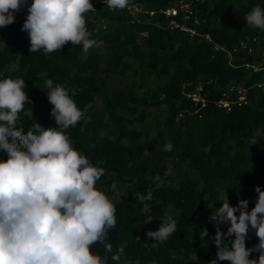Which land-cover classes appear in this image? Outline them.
<instances>
[{
    "label": "trees",
    "instance_id": "obj_1",
    "mask_svg": "<svg viewBox=\"0 0 264 264\" xmlns=\"http://www.w3.org/2000/svg\"><path fill=\"white\" fill-rule=\"evenodd\" d=\"M27 2L31 4L32 0ZM138 2L156 10L171 6L174 0H128V3ZM255 6L264 8V0H203L200 9L207 23L202 29L227 46L246 35L264 38V30L243 20ZM99 13L107 20L105 29L91 22V16L86 14L89 39L97 42L86 54L82 45L70 43L48 56L43 50L31 53L29 35L22 30L28 14L16 11L14 23L0 27V43H4L0 48V79H23L30 100L20 113L17 126H22L25 132L36 122L45 128L55 127L46 81L52 79L54 85H63L84 113L65 133L76 150L105 170L96 186L111 194L113 184L116 187L129 184L125 197L115 203L117 223L107 236L112 251L106 252L100 243L94 244L91 250L107 256L108 264H152L153 261L208 264L217 253L216 227L209 220L212 213L209 207L218 201L220 191L225 192L231 206H236L241 199L247 200L250 211L258 198L256 187L264 190V137L257 146L245 144L255 131L264 133V93L251 90L250 104L234 107L230 112L216 109L213 101L230 82L251 86L257 81L264 82V73L248 76L239 61L230 67L223 54H216L212 59L207 45L190 41L176 32L153 29L147 24L132 26L124 16L115 15L107 8H100ZM145 29L149 31L148 38L137 41V32ZM6 37L8 40L4 41ZM126 58L138 62L149 73L166 78L156 91L144 96L145 100H151L163 95L167 103L166 134L157 150L138 142L140 132L129 128L127 120L119 114V110L133 111L130 105L138 102L134 96L123 90L113 91L106 100L104 112L95 108V98L102 91L98 73L111 66H122ZM245 60L252 61V58ZM257 60L261 62L262 58ZM208 77L215 82L205 86L209 102L198 118L193 114L191 103L184 98L181 83ZM180 112L183 117L176 121ZM84 118H89L87 124ZM168 142L173 148L164 151L163 146ZM6 159L7 153L0 150V160ZM163 159L192 170L201 186L189 176H184L175 188L154 182L153 176L165 173ZM149 188L153 199L148 202L150 211H145L137 196L146 195ZM165 211L177 221V230L163 243L149 240L146 233L158 230ZM148 215L155 219L145 224ZM228 226L221 225V230L226 232ZM204 228L208 236L201 240L200 232ZM258 242L255 230L249 227L246 247L252 248ZM121 247L124 252L120 260L113 261L112 256ZM218 264L230 262L218 261Z\"/></svg>",
    "mask_w": 264,
    "mask_h": 264
},
{
    "label": "clouds",
    "instance_id": "obj_2",
    "mask_svg": "<svg viewBox=\"0 0 264 264\" xmlns=\"http://www.w3.org/2000/svg\"><path fill=\"white\" fill-rule=\"evenodd\" d=\"M26 2L0 0V27L14 23L13 13ZM104 2L113 10L128 6V0ZM95 10L91 0H32L22 25L30 38L29 51L43 50L48 56L70 43L82 45L86 54L97 46L86 27V14ZM245 20L264 30V8L255 6ZM46 87L56 126L36 122L25 132L17 126L25 104H30L25 81L0 79V150L7 153V159L0 160V264H108L107 256L91 250L100 243L106 252L112 251L107 236L117 223L114 202L96 186L105 170L76 150L65 133L83 118V111L63 85L48 79ZM172 148L171 142L163 146L164 151ZM171 172L169 168L165 175ZM111 188L115 191L116 185ZM255 191L258 198L250 211L247 200L231 206L226 196L210 214L217 253L208 264H264V190L257 186ZM137 199L150 211L152 189ZM154 219L148 215L144 223ZM224 224L229 225L226 232L221 230ZM249 227L259 241L252 248L246 247ZM176 230L177 221L165 211L158 230H149L146 237L163 243ZM206 236L204 228L201 240ZM123 252L118 248L112 260L119 261ZM253 252L258 259L249 258Z\"/></svg>",
    "mask_w": 264,
    "mask_h": 264
},
{
    "label": "built area",
    "instance_id": "obj_3",
    "mask_svg": "<svg viewBox=\"0 0 264 264\" xmlns=\"http://www.w3.org/2000/svg\"><path fill=\"white\" fill-rule=\"evenodd\" d=\"M95 11H90L91 22L97 24L100 28L105 29L107 20L99 13L100 8H107L113 14L122 15L127 22L132 26L149 25L153 29H165L168 32H176L185 36L190 41L203 43L210 48L213 59L216 54H223L227 60V65L235 66L236 62L241 63V68L247 75L264 73V38L260 36L246 35L239 41L227 46L216 41L213 36L203 31L202 27L207 23V18L200 9L203 0H174L173 4L166 8L156 10L149 9L144 3H128L125 9H110L104 0H91ZM29 2L22 5L17 12L28 14ZM246 15L243 17L244 21ZM247 24V22H246ZM251 26V25H250ZM137 41H144L149 36L148 30H139L137 32ZM262 58L259 62L257 58ZM252 58V61L245 60ZM215 81L212 78H202L196 81H183L181 90L184 98L189 101L193 107V114L201 118L203 111L208 105L207 93L204 92L205 86L213 84ZM256 90L264 93V82L257 81L251 86H246L242 83L230 82L220 93V97L213 101L214 107L218 110L230 112L234 107H244L250 104L249 92ZM163 95L161 99H163ZM183 117L180 112L176 121Z\"/></svg>",
    "mask_w": 264,
    "mask_h": 264
},
{
    "label": "rangeland",
    "instance_id": "obj_4",
    "mask_svg": "<svg viewBox=\"0 0 264 264\" xmlns=\"http://www.w3.org/2000/svg\"><path fill=\"white\" fill-rule=\"evenodd\" d=\"M7 40L8 37H6L4 41ZM3 44L4 43H0V48H2ZM99 49L102 50V47H99ZM11 68L14 69L15 67ZM97 81L102 91L100 95L95 98L94 105L96 110L104 112L106 100L113 91L123 90L127 95L134 96L138 102L137 104L130 105L133 111L119 110V114L127 120L129 128L140 132L141 136L137 140L138 142L148 144L152 150H157L159 141L164 140L163 136L166 134L167 127L165 120L167 103L161 99V97L145 100L144 96L149 91H156L158 86L166 82V78H159L155 74L149 73L145 67H140L138 62L126 58L122 66H111L107 71L98 73ZM84 122L87 124L89 118H84ZM106 132L107 131H105V133ZM159 133H161L162 138H159ZM263 137L264 133L262 131H255L251 137L245 141V144L248 147L257 146L259 140ZM126 144L128 145L129 143L126 142ZM162 163L166 166L165 173L169 168H171L172 172L170 175H165L164 173L162 176H153L154 182L166 184L170 188H175L177 183L184 176H189L198 181L196 174L183 164L177 167L176 163L170 159H163ZM198 186H201L199 181ZM128 189L129 184H123L117 186L115 191L107 195L115 204L125 197ZM225 197V192L220 191L218 201L209 207V211L213 212L215 209H218ZM258 255V253L253 252L249 258L258 259ZM215 258L216 256L213 257V259Z\"/></svg>",
    "mask_w": 264,
    "mask_h": 264
}]
</instances>
